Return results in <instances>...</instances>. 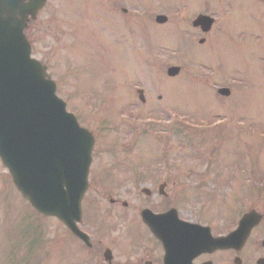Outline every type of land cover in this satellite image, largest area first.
<instances>
[{
    "label": "rangeland",
    "instance_id": "rangeland-1",
    "mask_svg": "<svg viewBox=\"0 0 264 264\" xmlns=\"http://www.w3.org/2000/svg\"><path fill=\"white\" fill-rule=\"evenodd\" d=\"M111 5L47 0L28 32L32 57L46 66L57 96L96 137L85 195L87 219L97 226L91 239L115 260L129 257L114 228L143 230L141 189L157 192L168 176L167 201L180 193V216L210 222L214 234L234 229L243 212L260 213L238 253L242 264H256L264 258V186L252 189L264 185V49L253 44L264 22L249 16L245 0L228 7L226 0H118V14ZM200 13L214 18L205 34L191 25ZM158 14L167 22L155 23ZM172 65L181 69L173 78L166 75ZM219 87L230 95H218ZM110 198L127 208L110 205ZM149 200L155 207L161 202ZM69 239L62 224L40 217L21 198L0 163V264H73ZM235 255L210 258L234 264ZM95 260L103 262L101 255Z\"/></svg>",
    "mask_w": 264,
    "mask_h": 264
},
{
    "label": "water",
    "instance_id": "water-1",
    "mask_svg": "<svg viewBox=\"0 0 264 264\" xmlns=\"http://www.w3.org/2000/svg\"><path fill=\"white\" fill-rule=\"evenodd\" d=\"M44 2L0 0V158L18 191L38 212L55 216L74 235L88 242L76 222L80 220V201L87 189L93 139L65 111V104L56 97L55 85L46 75L45 67L30 59L29 45L22 34L27 17L34 19ZM165 21L163 15L156 17L158 23ZM212 22V18L198 15L192 25L207 32ZM178 72L176 66L167 69L169 76ZM139 93L143 101L142 91ZM219 93L227 95L228 90L219 89ZM142 217L165 246V264H180L183 258L190 264L185 251L191 244L192 225L180 223L184 237L180 227L173 225L176 219L173 210L163 215L144 211ZM260 220L259 214L250 211L240 219L235 231L209 243L195 230L194 247L199 252L207 246L208 250L239 251ZM234 262L240 264V259L235 258ZM257 264H263V260L259 259Z\"/></svg>",
    "mask_w": 264,
    "mask_h": 264
},
{
    "label": "flooded vegetation",
    "instance_id": "flooded-vegetation-1",
    "mask_svg": "<svg viewBox=\"0 0 264 264\" xmlns=\"http://www.w3.org/2000/svg\"><path fill=\"white\" fill-rule=\"evenodd\" d=\"M231 0H226L227 2V7L229 6V2ZM236 2L240 3V0H234ZM249 1V7H250V13L249 16L252 18H255L258 22H264V0H245ZM113 2V9L115 11V7ZM261 27V26H259ZM30 27L28 30H26L27 34L30 31ZM254 41L255 44H253V47L257 50L256 46L258 47L259 44L262 45V48L264 49V30H259L257 34H254ZM256 45V46H255ZM262 48H258V50H262ZM264 53V50H263ZM231 93V91H230ZM168 176L163 178H160L162 181V191L160 192L159 190L157 192L153 191V189H147V193L145 194V200L147 205H150L148 208H150L153 212H164L171 208L174 203L167 201L168 200V194L164 191L166 188V185L168 183ZM156 178H153V181H156ZM159 189V188H158ZM150 197H153L155 202L158 203V199L161 201L160 204H158L157 207L153 208L152 207V201L149 200ZM180 197V193L178 195ZM110 205H118V203L121 204V206L126 209L127 208V203L126 202H120L117 199L110 198L109 201ZM178 215L180 217V198L178 200ZM89 206L91 208V205H85L84 207ZM95 208V207H93ZM207 226L210 227V224ZM80 229L84 232H90L91 230L94 231V227L92 225V222L90 219H87V215L85 212L83 213L82 217V222L79 225ZM118 238L122 241H125L124 246H128L129 250V257H127L125 260L119 261L115 260V257L111 258V262H105L103 261L102 264H163L162 263V256H163V248L162 244L154 237L151 235L149 230L147 229L146 232L140 233L139 235H133L129 233L128 231H120L118 230ZM74 241H76L79 246L81 251H85V249H88L86 245L78 238H73ZM92 247L89 249L92 251V257L97 255V253L101 252V255L107 247H104L101 245L99 241H93L92 242ZM75 251L72 249V252L70 254L71 262L73 264H83V262H76L75 258H73V254ZM216 253H223L222 251H217L212 254H202L200 255L196 260L193 261V264H200L202 262H205L211 257L212 255ZM226 253V251L224 252ZM202 257H205L204 259H201ZM95 264H98L97 262H94Z\"/></svg>",
    "mask_w": 264,
    "mask_h": 264
},
{
    "label": "trees",
    "instance_id": "trees-1",
    "mask_svg": "<svg viewBox=\"0 0 264 264\" xmlns=\"http://www.w3.org/2000/svg\"><path fill=\"white\" fill-rule=\"evenodd\" d=\"M182 131V129H180V132Z\"/></svg>",
    "mask_w": 264,
    "mask_h": 264
}]
</instances>
